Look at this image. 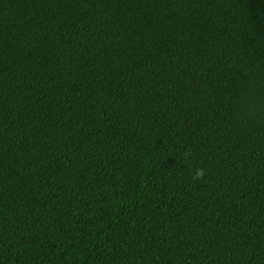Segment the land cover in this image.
Returning <instances> with one entry per match:
<instances>
[{
	"label": "trees",
	"instance_id": "16d2710c",
	"mask_svg": "<svg viewBox=\"0 0 264 264\" xmlns=\"http://www.w3.org/2000/svg\"><path fill=\"white\" fill-rule=\"evenodd\" d=\"M0 264H264V0H0Z\"/></svg>",
	"mask_w": 264,
	"mask_h": 264
},
{
	"label": "clouds",
	"instance_id": "9594fccd",
	"mask_svg": "<svg viewBox=\"0 0 264 264\" xmlns=\"http://www.w3.org/2000/svg\"><path fill=\"white\" fill-rule=\"evenodd\" d=\"M204 175V172L202 169H197L194 175V179H200Z\"/></svg>",
	"mask_w": 264,
	"mask_h": 264
}]
</instances>
